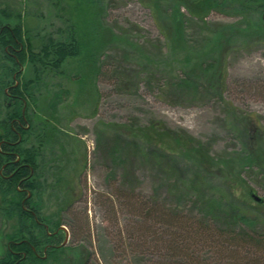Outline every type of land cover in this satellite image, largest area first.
I'll return each mask as SVG.
<instances>
[{
  "label": "rangeland",
  "instance_id": "rangeland-1",
  "mask_svg": "<svg viewBox=\"0 0 264 264\" xmlns=\"http://www.w3.org/2000/svg\"><path fill=\"white\" fill-rule=\"evenodd\" d=\"M0 9L21 13L36 51L48 37L60 39L76 17L74 8L57 0H0ZM102 11L104 26L119 37L111 46L98 48L95 62L73 59L62 73L43 75L35 89L36 109L29 108L33 131L26 145L37 143L42 123L46 122L48 135L38 158L42 189L34 199L40 200L41 215L54 223L50 225L54 230L64 227L60 240L68 236L64 254L50 264H78L86 257L89 264H129V250L119 241L121 236L132 241L129 235L137 233L132 231L139 219L138 206L131 205L135 200L151 203L167 215L183 213L193 224L200 221L201 208L194 200L179 198L174 182L140 158L150 151L170 153L166 146L173 147L168 136L149 143L146 136L152 130L147 125L153 121L162 124L164 131L192 136L214 159L208 168L186 155H175L184 176L199 171L209 185L227 188L231 184V199L237 203L247 198L246 188L264 199L261 15L255 12L245 18L214 10L203 23L189 19L178 47L165 41L150 8L140 0H103ZM181 11L190 17L185 8ZM17 21L10 20L12 25ZM157 39L164 41L162 54L149 45ZM23 71L21 79L34 78L30 65ZM181 77L195 81L199 95L189 91L191 95L177 97L167 84ZM61 90L68 91L67 96L52 111L48 100ZM137 125L145 134L141 138L125 129ZM135 142L142 152L133 151ZM246 157L257 163H247ZM250 211L264 219V207L255 201ZM154 222L150 223L155 231L169 229L161 219ZM14 223L0 216V256ZM260 226L263 232L264 225ZM160 245L151 244L150 258L156 263L165 262L164 253L158 252ZM249 247L248 255L231 253L234 258L240 255L234 264H264V249Z\"/></svg>",
  "mask_w": 264,
  "mask_h": 264
},
{
  "label": "trees",
  "instance_id": "trees-1",
  "mask_svg": "<svg viewBox=\"0 0 264 264\" xmlns=\"http://www.w3.org/2000/svg\"><path fill=\"white\" fill-rule=\"evenodd\" d=\"M57 1L66 2L74 8L76 17L71 14L75 20H72V25H69L60 39L48 37L38 51L33 48L21 13L13 15L7 9H0V216L5 220L15 221L12 233L5 236L6 248L0 256V264H50L49 262L58 261L64 254L67 247L60 244L61 236L55 234L59 226H54H58L56 230L50 226L54 223L42 217L40 200L34 199L35 194H39L42 189V184L39 183L38 158L48 144V135L45 131L47 124L42 123L40 125L43 134L37 135V143L26 145L27 137L33 131L29 108L31 105L36 109L38 99L35 89L42 83L43 75L49 71L62 73L63 66L69 60L81 58V62L94 61L98 48L111 46L115 38L119 37L112 28L105 27L100 18L103 0ZM140 2L150 8L165 41H173L178 47H181L184 41L189 19L203 23L214 10L233 12L245 18L255 12L260 15L264 12V0ZM181 8H185L190 17H187ZM13 17L18 21L12 25L10 20ZM259 20L262 22V17H259ZM163 42L157 39L150 41L149 45L162 54ZM26 65L33 68L34 78L23 80L21 77ZM167 85L180 98L191 93L199 95L200 87L190 78H177ZM67 93L66 90L55 92L48 100L49 109L56 110ZM137 126L123 128L136 138H141L145 134L141 131L142 127ZM163 128L162 124L153 121L147 125V130L152 131L147 132L146 137L151 145L159 143L156 140L162 136L170 137L174 142L173 147L166 146L170 153L150 151L148 155H141L140 158L154 164L159 172L166 175L164 179L174 182L179 198L193 199L201 208L202 217L197 224H193L191 219L182 216L183 213L167 215L159 211L160 209H155L151 203H145L142 199L135 200L131 205L138 206L136 215L139 219L137 224H134L137 228L132 231L137 233L129 235L132 241H126L122 236L119 241V245L129 250V264H234V261H240V255L234 258L231 253L245 252V255H248L249 246L263 251L264 229L260 232V225H264V219L260 213L254 215L250 210L252 201L263 208L264 199L255 200L252 189L246 188L247 198L242 197L243 202L237 203L231 199V194H234L231 184L227 185V188L209 185L199 171L190 177L184 176L175 155H186L206 164L208 168L213 167L211 161L214 159L210 160L204 145L192 136L185 132H171L167 129L164 131ZM135 145L137 147L134 149L133 145L130 148L142 152L141 145L138 142H135ZM246 160L249 164L252 161L257 163L253 157H246ZM202 163L200 165H203ZM155 219H161L169 229L163 227L165 231L159 232V229H162L160 227L155 231L150 223H155ZM156 241L161 244L158 252L164 253L165 262L156 263L150 258L151 244ZM49 243L60 245L56 248H46ZM119 245L114 251L119 249ZM89 260L86 257L78 264H89Z\"/></svg>",
  "mask_w": 264,
  "mask_h": 264
},
{
  "label": "flooded vegetation",
  "instance_id": "flooded-vegetation-1",
  "mask_svg": "<svg viewBox=\"0 0 264 264\" xmlns=\"http://www.w3.org/2000/svg\"><path fill=\"white\" fill-rule=\"evenodd\" d=\"M25 129H27V127H25ZM61 227L62 226H59V228H58V230L57 231H55V234H57V236L58 237H60V236H62L61 234L63 233V229H61ZM64 233H66V232H64ZM50 235H52V233H50ZM66 235V234H65ZM65 241H62V243H60V244H63ZM60 244H56V243H54V244H51V243H49V244H47V246H46V248L48 247V248H56V247H58V245H60ZM10 245H11V243H9L8 244V247H10ZM34 250H35V248H34ZM45 251H47V250H45Z\"/></svg>",
  "mask_w": 264,
  "mask_h": 264
},
{
  "label": "water",
  "instance_id": "water-1",
  "mask_svg": "<svg viewBox=\"0 0 264 264\" xmlns=\"http://www.w3.org/2000/svg\"><path fill=\"white\" fill-rule=\"evenodd\" d=\"M261 17H262V20L264 21V12L262 13ZM253 197H254L255 200H257V201H261V198H260L259 196H257L256 194H253ZM62 228H64V227H62ZM67 240H68V236H66V240H65V242L63 243V245H66Z\"/></svg>",
  "mask_w": 264,
  "mask_h": 264
}]
</instances>
